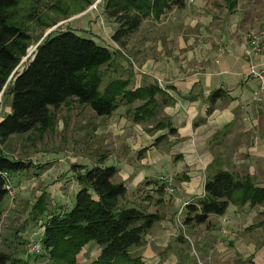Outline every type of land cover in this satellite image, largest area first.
<instances>
[{
  "label": "trees",
  "instance_id": "trees-1",
  "mask_svg": "<svg viewBox=\"0 0 264 264\" xmlns=\"http://www.w3.org/2000/svg\"><path fill=\"white\" fill-rule=\"evenodd\" d=\"M21 1L0 0V93L5 88L11 96L10 110L0 121V145L14 135L53 129L55 121L50 110H56L70 100L89 106L99 117H110L124 104L128 106L125 115L134 123L155 119L165 104L172 103L171 100L156 99L163 94L157 84L129 89V80L111 79L102 87L104 68L112 64L113 53L94 39L72 30L47 34L24 68L15 73L32 43L25 20L46 28L59 22L48 26L42 20L44 17L35 14L34 8L22 20L18 11ZM93 1L77 0L73 9L57 4L54 6L58 11L52 12L61 13L62 20H65L80 13ZM224 2L227 11H233L237 5L236 0ZM184 7L185 0H104L102 10L106 20L115 25L111 40L125 47L146 19L158 20L166 11ZM220 96L221 91H215L208 102L212 104ZM136 102L140 104L134 107ZM211 112L209 108L207 113ZM150 130H168V135L176 133L164 119ZM163 138H158L155 143ZM145 151L146 148L139 153ZM101 165L102 161L92 168L73 166L79 188L74 205L66 212L47 216L45 221L42 218L47 214L49 198L45 191L40 194L30 209L28 221L40 222L43 228L40 244L44 255L27 256L46 257L51 264H76V257L82 249L94 243L100 254L90 264H144L141 257L132 256L130 250L144 244L145 236L161 217L157 213L121 205L126 187L114 182L118 172L116 167ZM31 166V163L11 160L0 153V204L6 198L3 173L9 176L21 174ZM184 179L188 181L187 177ZM158 183L162 191L163 183ZM229 206H264V187H257L249 175L240 177L223 170L220 158H216L206 168L203 195L186 206L184 225L206 224L211 215L224 216ZM0 264L26 263L14 254L0 251Z\"/></svg>",
  "mask_w": 264,
  "mask_h": 264
},
{
  "label": "rangeland",
  "instance_id": "rangeland-1",
  "mask_svg": "<svg viewBox=\"0 0 264 264\" xmlns=\"http://www.w3.org/2000/svg\"><path fill=\"white\" fill-rule=\"evenodd\" d=\"M207 1L209 3L213 0ZM218 1L214 0L213 5L210 3L205 5L204 11H213L214 7L217 8L216 11H227L224 0ZM76 3L77 0L21 1L18 11L22 20H25L27 13L33 11L32 8H34L35 14L44 17L42 20L48 26L56 21L59 22L55 26L46 28L41 27L34 21H23L28 27L32 43L15 73H19L24 68L25 64L32 58L37 45L49 31L72 30L80 36L97 40L99 44L113 53L112 64L110 67L104 68L102 87L111 79H129V89L145 86V82L140 79L144 75L140 74L139 71L143 70L144 62L152 54L142 52L143 50L140 52L141 48L135 46L139 47L142 41H146L145 33L148 30L151 33L154 31L157 37L161 36L165 27L158 25L162 23L160 19L164 16L163 19H169V11H181V9L172 8L166 11L158 20L146 19L138 31L130 37L128 47H120L111 40L115 25L106 20L103 14L104 0H94L90 6L80 13L65 20H62L63 15L61 13L56 15L52 12L58 11L54 5L58 4L62 8L73 9L76 8ZM217 3H221L219 7H216ZM254 5L258 11H264V0H254ZM191 16L193 17L192 14ZM173 18H178L181 23V13H175ZM195 32L194 29L189 32L181 29V35L185 39L186 37L191 38L192 35H195ZM154 81L160 87L165 88L162 79ZM260 101H257V103H260ZM10 104L11 96L7 94V90L4 88L0 96V118H3L9 112ZM139 104V102H136L134 107L139 106ZM127 108L128 106L122 104L118 111L111 115L112 119L110 120L111 116L99 117L89 106L70 100L69 103H64L58 109L50 110L55 121L53 129L14 135L5 144L0 145V153L2 152L9 159L32 164L26 172L10 176V180L14 183L16 189V197L13 200L14 207H12L13 202L11 205L6 198L0 204V251L14 254L15 257L21 258L26 264H51L46 257L37 258L36 256H27L26 253L28 244L40 243L42 234L40 222L34 224L28 221L30 209L36 203L40 194L45 191L49 198L47 214L42 218V221H45L47 216L66 212L74 205L76 193L74 191H77V185L76 172H74L76 168H73V166L92 168L102 161L101 166L111 167L114 166V159L120 156L129 160L132 166L140 164L146 151L144 154L139 152L146 147L147 149L150 148V142H153L150 138L154 136V132H151L149 127L162 120L163 112H158L155 119L146 123H134L130 116L125 115ZM248 129L249 133L243 137L246 142L241 143L244 144L245 148L242 149L240 158L236 157L232 160L224 158L223 161L224 163L228 161L231 165L229 170L240 177L248 175L247 172L251 167L253 182L259 186H264V121ZM119 131H124L125 135L119 133ZM233 131L236 133L238 128H232L229 140L233 136ZM163 143L161 141L158 144ZM234 145L237 147V144H233L228 152H220L222 159L228 157L231 151L234 152L237 149L234 148ZM101 158L103 159L101 160ZM153 174L149 178L150 183H141L137 190L129 193V197L130 200L134 199V208L150 214L157 213L160 215L161 220L155 223L156 226L154 225L153 228L158 233L154 235L153 240L167 234L164 227H170L169 230L174 231L175 236H172L167 246L163 247L164 252L160 248H156L153 250L154 256L161 251V254L166 258L165 260L169 261L170 264H264V206L258 207L257 210H254L255 207H248L246 214L240 212L243 213L241 220L236 222L232 229L228 228L231 236L223 237L220 233L223 223L219 225L218 218L214 215L209 216L206 224L184 225L186 206L194 203L196 198L203 195L204 178L202 176L194 179L189 184L184 179V173L181 175H173L170 172L167 174L163 172ZM161 175L173 177V195H167L163 190H159L157 178ZM115 179H113L114 182ZM195 181H198V191L195 193L201 192L200 197L192 196L189 199L182 200V205L175 206L174 201L175 197L178 196L177 192L181 190L183 194L184 189L191 190V186L195 185ZM146 186L151 187L145 190ZM136 196L139 197V202L138 198H135ZM125 198L126 195L120 201L121 205H124L122 201ZM180 206L181 209L178 212ZM232 208L234 206L228 207L227 215ZM226 222L224 221V223ZM166 237L168 238V235L158 241L162 243V246L167 242ZM230 239L232 240L230 241ZM143 245L139 248H132L130 250L131 255L142 257V254H144ZM184 250L189 251L188 255L186 253V262L182 260ZM83 251L76 257V264H90L98 257V248L95 251H90L89 256L86 255L85 257ZM39 255H44V252L41 250Z\"/></svg>",
  "mask_w": 264,
  "mask_h": 264
},
{
  "label": "crops",
  "instance_id": "crops-1",
  "mask_svg": "<svg viewBox=\"0 0 264 264\" xmlns=\"http://www.w3.org/2000/svg\"><path fill=\"white\" fill-rule=\"evenodd\" d=\"M236 1L237 5L233 11H216L217 8L214 6L213 11H204L205 5L209 3L213 5L212 2L193 0L190 3L189 0H185V7L181 11H169V19H163L165 16L160 19L162 23L158 25L166 28L161 36L157 37L154 31L151 33L148 30L145 33L146 41H142L139 47L135 46L141 48L140 52L143 50L142 52L152 54L144 62L143 70L139 71L144 75L140 79L145 82V86L156 84L154 80L159 79L165 83V88L160 87L163 94L156 99L164 102L172 101L171 104H165L159 112H163L161 118L167 120L176 133L168 135V130L154 132V136L150 138L154 143L150 142V148L146 147V153L139 165L132 166L123 156L114 159V167L118 171L114 177L115 183H123L127 190L125 201H122L124 206L135 207L134 199L130 200L129 193L137 190L143 182L150 183L149 178L152 173L170 172L173 175L184 173L189 184L201 176L205 181L206 168L216 158H220L223 170L230 171L231 165L228 161L224 163V158L231 160L240 158L242 149L245 148L241 143L246 142L243 137L249 133L248 128L264 121V86L261 91L257 79L245 80L250 62L243 56L246 32L264 22V11L257 10L254 0ZM220 4L217 3L216 7ZM175 13H181V23L178 18H173ZM181 29L187 32L194 29L196 32L191 38L185 39L181 35ZM95 41L98 43L97 40ZM128 45L129 40L125 47ZM252 61L257 71L264 70V41L262 53ZM138 87L140 86L136 88ZM215 91H221V96L210 104L208 98ZM257 97L261 98L260 103L255 100ZM209 108L212 109L211 114L207 113ZM232 128H238V131L236 133L233 131V136L229 140ZM119 133L125 135L124 131ZM158 136L164 138L155 143L160 138ZM161 141L164 143L158 144ZM233 144H237V147L234 145L237 149L222 159L220 152H228ZM252 173V168L249 167L247 174L253 180ZM197 183L198 181H195L191 190L184 189L183 194L181 190L178 191L174 205H182V200L192 196L200 197L201 192L195 193L198 191ZM150 187L146 186L145 190ZM78 189L77 185V191ZM135 198H138L139 202V197ZM258 207L260 206H256L254 210ZM180 209L181 206L178 212ZM240 212L246 214L248 206L234 207L228 215L216 216L218 218L216 221L219 225L227 221L224 223L225 227L227 225V229H232L233 225L243 217V213ZM154 225L144 238V254L141 259L144 264H170L161 251L154 256L153 250L160 248L164 252L163 247L167 246L172 236H175L174 231L169 230L170 227H164L165 233L167 232L165 235H168L169 239L166 237L167 242L162 246L158 241L165 235L153 240L154 235L158 234L153 230ZM97 248L95 244H87L82 249L83 256H89V252ZM98 252L99 256V248ZM183 252L182 260L186 262V253L188 255L189 251Z\"/></svg>",
  "mask_w": 264,
  "mask_h": 264
},
{
  "label": "built area",
  "instance_id": "built-area-1",
  "mask_svg": "<svg viewBox=\"0 0 264 264\" xmlns=\"http://www.w3.org/2000/svg\"><path fill=\"white\" fill-rule=\"evenodd\" d=\"M189 2L192 3L193 0H189ZM263 41H264V22H262L257 28L251 29L246 33L245 47L243 50L244 58H246L250 62V69L245 74L244 78L245 80H248L250 78L257 79L261 85V91L264 86V70L257 71L255 69L256 66L252 60L254 57L259 56L262 53ZM255 100L260 101L258 97L255 98ZM3 177L5 178L4 189L6 191V199H8V201H10L12 205V202L16 197V189L10 180L9 174L3 173ZM157 181L163 183V191L165 192V194L173 195L174 193L173 177L167 175H161L157 178ZM12 207H14V202ZM220 231H221L220 233L224 237L231 236L229 229L225 227L224 223L222 224ZM42 232H43V228H42ZM40 252H41V244L39 242L30 243L26 247L27 254H38Z\"/></svg>",
  "mask_w": 264,
  "mask_h": 264
},
{
  "label": "water",
  "instance_id": "water-1",
  "mask_svg": "<svg viewBox=\"0 0 264 264\" xmlns=\"http://www.w3.org/2000/svg\"><path fill=\"white\" fill-rule=\"evenodd\" d=\"M49 33H50V31H49L47 34H49ZM27 58H28V57H27ZM11 77H12V75H11ZM11 77H10V78H11ZM2 93H3V92L0 93V96L2 95Z\"/></svg>",
  "mask_w": 264,
  "mask_h": 264
}]
</instances>
